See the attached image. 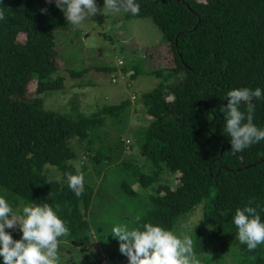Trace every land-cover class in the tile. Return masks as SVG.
Returning <instances> with one entry per match:
<instances>
[{"label":"trees","instance_id":"trees-1","mask_svg":"<svg viewBox=\"0 0 264 264\" xmlns=\"http://www.w3.org/2000/svg\"><path fill=\"white\" fill-rule=\"evenodd\" d=\"M136 2L139 13L122 9L123 19L150 18L173 63L145 72L158 80L141 95L151 118L139 130L140 153L150 162V172L122 163L142 187L161 180L148 196L140 227L153 223L174 232L181 216L201 206L200 220L190 234L195 254L202 256L217 242L238 264H264V244L249 251L233 224L235 210L250 201L264 220V141L233 151L224 112L233 88L264 89V0ZM0 10V196L12 207L19 202L58 206L69 229L65 238L86 244L95 225L88 217L94 187L84 182L79 196L68 187L67 177L78 174L71 162L76 151L70 139L93 142L105 120L118 121L131 101L103 104L87 115L74 107L67 112L46 109L44 94L64 87L55 62V36L70 23L54 0H2ZM131 67L135 77L139 70L136 64ZM86 69L68 72L79 77ZM30 81L36 84L32 96L27 90ZM253 102L254 123L264 127V101ZM111 152L109 146L97 147L92 160L98 165L109 161ZM46 166H53L62 178L50 175ZM163 172L177 175V184L165 182ZM120 186L136 195L126 180ZM224 263L225 258L214 256L200 264ZM63 264H127V257L109 252L101 259L84 256Z\"/></svg>","mask_w":264,"mask_h":264},{"label":"rangeland","instance_id":"rangeland-1","mask_svg":"<svg viewBox=\"0 0 264 264\" xmlns=\"http://www.w3.org/2000/svg\"><path fill=\"white\" fill-rule=\"evenodd\" d=\"M96 3L97 8L102 10L90 16L89 20L80 25L70 24L67 29L56 32L58 56L55 62L59 67L58 74L64 77V87L45 93L44 107L60 112L72 111L74 107L87 115L98 106L116 104L123 99H130L131 105L118 121H111L108 117L93 142L70 139L76 151V157L71 162L77 173L84 175V182L94 187L88 217L94 218L95 225L91 227L92 238L86 244L59 238L58 264L84 256L101 259L109 252L121 254L118 239L111 235L112 229L121 224L130 228L140 227V217L149 207L148 196L161 182L158 179L154 184L142 187L132 173L128 174V169L122 163L137 165L144 173L151 170L150 162L140 153L143 140L139 130L151 118L144 111L141 95L152 89L158 80L145 72L155 67H171L172 55L168 45L162 41L159 28L150 18L123 19L122 9L118 13L108 12L103 9L104 0H96ZM22 38L23 35H20L19 40ZM134 64L139 73L132 77L131 66ZM103 65L115 66V70L103 71L100 68ZM122 66L130 69L123 71ZM84 67L87 69L79 77H73L68 72L69 69ZM122 74L125 75L124 79L119 78L123 77ZM35 86V81L28 82L29 96L33 95ZM133 95L135 98L132 99ZM102 145L112 149L111 160H103L98 165L92 157L96 148ZM46 169L55 178H62L53 166H46ZM162 175L171 186L177 184V175L171 176L167 172ZM122 180L129 182L136 195L123 191L120 186ZM23 207V203H16L12 207L13 212L19 213ZM200 212L201 206H198L181 216L174 232L181 237L190 235L193 226L200 220ZM100 218L102 220H98ZM6 230L13 239H19L22 234L18 227ZM195 256L200 263L211 261L214 256H222L225 258L224 264H238L235 257L217 242L211 244L202 256Z\"/></svg>","mask_w":264,"mask_h":264},{"label":"clouds","instance_id":"clouds-1","mask_svg":"<svg viewBox=\"0 0 264 264\" xmlns=\"http://www.w3.org/2000/svg\"><path fill=\"white\" fill-rule=\"evenodd\" d=\"M54 2L72 25H80L102 10L97 8L96 0ZM103 9L116 13L123 9L133 15L140 11L136 0H104ZM3 19L4 13L0 10V20ZM122 75L118 77L124 79L125 75ZM226 98L225 131L230 138L231 149L242 152L264 141V127L254 123L256 104L253 102L264 101V89L259 86L255 89L233 88ZM67 181L68 187L79 196L84 175H69ZM249 205L235 210L233 224L238 230L239 242L252 251L264 244V220L257 209ZM59 211L58 206L54 208L44 202L26 205L19 213H14L7 199L0 196V264H58L59 238L69 235ZM17 227L22 234L19 239H13L6 229ZM111 235L118 239L119 251L127 257V264H200L189 234L181 237L158 224L144 223L141 227L132 228L126 224L115 226Z\"/></svg>","mask_w":264,"mask_h":264},{"label":"built area","instance_id":"built-area-1","mask_svg":"<svg viewBox=\"0 0 264 264\" xmlns=\"http://www.w3.org/2000/svg\"><path fill=\"white\" fill-rule=\"evenodd\" d=\"M113 80H115V78H113Z\"/></svg>","mask_w":264,"mask_h":264}]
</instances>
